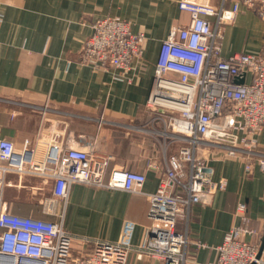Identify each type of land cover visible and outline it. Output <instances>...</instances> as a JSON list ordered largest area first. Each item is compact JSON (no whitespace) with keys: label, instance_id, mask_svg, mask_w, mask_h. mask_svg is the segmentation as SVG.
I'll list each match as a JSON object with an SVG mask.
<instances>
[{"label":"built area","instance_id":"built-area-1","mask_svg":"<svg viewBox=\"0 0 264 264\" xmlns=\"http://www.w3.org/2000/svg\"><path fill=\"white\" fill-rule=\"evenodd\" d=\"M241 6L264 20V0H221L219 6L209 0H180L179 10L190 21L172 26L161 44L146 108L154 114L150 133L164 140L165 177L157 192L147 195L151 225L138 246L139 258L187 264L192 208L211 205L214 195L227 186L226 181L213 179L211 155L219 154L223 161L245 159L251 174L258 137L264 134V51L222 54L224 29L236 22ZM144 42V34L133 33L129 22L101 18L92 25L81 63L117 69L123 81L142 58ZM242 73L245 83L235 84ZM42 111L45 115L49 109ZM49 130V149L42 162L34 160L29 141L0 140V264H127L134 222H125L117 242L84 238L82 248L76 249L64 227L65 209L76 184L140 194L146 175L123 168H113L107 175L112 156L82 143L84 138L69 133L62 120ZM170 141L178 144L177 151H171ZM146 165L157 169L151 160ZM259 166L264 170L263 160ZM10 175L53 180L52 196L45 199L42 211L57 221L14 214L4 196L5 188L12 186ZM247 211L245 202L237 203L235 214L241 223L216 248L217 262L208 264H264V248L245 240L256 235Z\"/></svg>","mask_w":264,"mask_h":264},{"label":"crops","instance_id":"crops-1","mask_svg":"<svg viewBox=\"0 0 264 264\" xmlns=\"http://www.w3.org/2000/svg\"><path fill=\"white\" fill-rule=\"evenodd\" d=\"M179 1L0 0V140L11 139L17 144L29 141L34 160L42 162L49 149V127L62 120L69 133L77 139L84 138L82 143L87 141L98 152L112 156L107 175L113 168L146 175L140 194L84 184L72 187L64 227L74 238L76 249L82 248L84 238L117 242L125 222L132 221L136 230L127 264H160L145 255L139 258L137 251L151 225L147 195L156 193L165 177L164 140L150 133L154 114L146 104L162 42L172 26H186L190 21L189 15L179 10ZM209 2L214 6L221 4V0ZM106 17L121 18L131 24L133 33L145 36L143 56L133 63L123 81L118 79L122 76L117 69L102 70L81 63L80 54L92 35L93 23ZM262 51L264 20L241 6L236 22L224 29L222 54L228 57L237 52ZM45 106L49 111L44 115ZM169 146L171 151L178 149L175 142L170 141ZM255 153L251 174L246 172L245 159L223 161L221 155H211L208 164L213 179L224 180L227 186L214 195L211 205L192 208L187 264L217 262L216 248L241 223L235 214L240 201L247 204L250 225L256 231V235H248L245 240L261 245L264 170L259 160L264 161V134L258 137ZM150 160L157 169L148 168ZM28 179L40 181L43 186L32 187L33 194L46 189L52 196L53 180L7 177L10 187L17 189L24 188L21 183ZM43 202L10 203L11 211L57 221L58 217L43 213Z\"/></svg>","mask_w":264,"mask_h":264},{"label":"rangeland","instance_id":"rangeland-1","mask_svg":"<svg viewBox=\"0 0 264 264\" xmlns=\"http://www.w3.org/2000/svg\"><path fill=\"white\" fill-rule=\"evenodd\" d=\"M13 183L17 182V179L15 177L11 178ZM21 187L23 186L24 188H14V187H7L5 188V199L6 201L10 203H16V202H28V203H34L39 204L40 201H45V199L50 198V195L48 194L49 192L46 191H35L36 193H32V187H43L41 185L40 181H36L33 179H28L21 183ZM20 190V191H19ZM15 205V204H14ZM40 207V206H38Z\"/></svg>","mask_w":264,"mask_h":264},{"label":"water","instance_id":"water-1","mask_svg":"<svg viewBox=\"0 0 264 264\" xmlns=\"http://www.w3.org/2000/svg\"><path fill=\"white\" fill-rule=\"evenodd\" d=\"M245 78H246V74L242 73L241 75L237 76L234 79V83L237 85H243L245 83ZM263 248H264V238H263L262 243H261V251L263 250Z\"/></svg>","mask_w":264,"mask_h":264}]
</instances>
